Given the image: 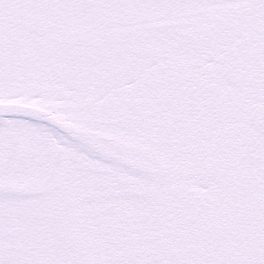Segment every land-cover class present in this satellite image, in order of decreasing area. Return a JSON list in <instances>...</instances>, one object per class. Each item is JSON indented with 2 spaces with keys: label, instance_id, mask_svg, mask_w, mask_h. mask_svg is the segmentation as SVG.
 I'll return each instance as SVG.
<instances>
[{
  "label": "snow or ice",
  "instance_id": "1",
  "mask_svg": "<svg viewBox=\"0 0 264 264\" xmlns=\"http://www.w3.org/2000/svg\"><path fill=\"white\" fill-rule=\"evenodd\" d=\"M0 264H264V0H0Z\"/></svg>",
  "mask_w": 264,
  "mask_h": 264
}]
</instances>
